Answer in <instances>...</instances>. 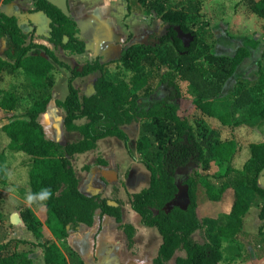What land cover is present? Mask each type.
Instances as JSON below:
<instances>
[{
  "label": "trees",
  "instance_id": "obj_1",
  "mask_svg": "<svg viewBox=\"0 0 264 264\" xmlns=\"http://www.w3.org/2000/svg\"><path fill=\"white\" fill-rule=\"evenodd\" d=\"M11 1V0H10ZM5 0V4H10ZM35 9L29 15L40 14L50 28L47 42L54 48H62L81 55L86 44L76 36L75 21L66 17L46 0H32ZM146 15H156L163 24L170 26L168 36L156 47L136 43L125 49L120 57L121 67L131 73L129 82L115 84L105 77V64L95 60L79 71H72L73 79L100 73L94 84L95 93L90 98L80 97L79 91L69 81V94L64 101H55L64 112L63 127L66 132L78 133L81 139L62 145L47 138L39 122L52 102L55 84L54 66L60 63L47 45L36 44L24 33L14 16L0 13V39L5 42L7 59L0 57V108L11 112L19 107V97L6 92L1 86L5 76L14 77L22 72L28 79L33 103L25 114L27 119L6 124L2 131L9 140V149L32 158L29 168L30 194L43 207L44 223L31 208L22 209L20 216L26 229L42 242L44 264H85L79 255L61 250L57 243L47 238L48 228L57 242L67 239L79 227L93 228L96 218L104 217L122 223V207L109 205L99 195L87 196L79 189V178L72 167V160L93 151L97 143L116 138L128 143L121 125L141 121V140L137 151L150 174L147 189L131 198V209L145 227L155 228L161 235L157 257L151 264H220L222 252L219 246L207 241L197 242L195 235L202 232L204 224L197 210L201 190L207 201L220 203L228 190L234 191L229 222L216 228L221 239H234L243 228V220L256 198L264 202V188L259 179L264 172V142L249 146L250 157L241 170L234 167V160L241 152L235 137L222 140L220 133L200 128L198 131L188 120L180 117L176 100L193 101L197 111L211 116L214 100L223 91L225 83L235 75L238 67L249 57L247 47L239 48L232 57L216 56L210 51L196 56L199 46L198 23L203 0H181L176 8H168L166 0H137ZM248 11L264 20V0H245ZM179 27L195 40L186 49L174 31ZM64 38L68 39L64 43ZM44 54L45 57L41 56ZM163 69L167 71L162 73ZM165 92L162 99L149 98L155 87ZM24 88V89H25ZM264 121V73L253 87H244L235 98L231 111L220 118L224 126H239L240 116ZM86 120L85 124L78 122ZM192 164L184 177L178 171ZM214 164L217 173L209 178L207 173ZM99 165L107 167L105 162ZM185 188V208L167 207ZM259 219L264 221V203ZM125 233L133 240L134 228L126 226ZM16 244L28 245L26 242ZM8 244L0 242V264H33L30 252L22 255L9 252Z\"/></svg>",
  "mask_w": 264,
  "mask_h": 264
},
{
  "label": "rangeland",
  "instance_id": "obj_2",
  "mask_svg": "<svg viewBox=\"0 0 264 264\" xmlns=\"http://www.w3.org/2000/svg\"><path fill=\"white\" fill-rule=\"evenodd\" d=\"M4 1L0 0V13L16 16L23 28L34 26L28 13L29 8L33 6L32 0H9L10 4H5ZM180 1L166 0V3L168 8H176ZM68 8L70 18L75 23L78 21L82 22V25L92 26L97 24L107 28L109 36L94 43L88 31L84 32L85 34L78 31L76 37L88 46L85 53L71 54L59 48L68 56H61L58 53L59 62L64 66L55 64L53 74L58 99L64 101L67 98L69 81L73 80L72 86L75 89L82 90L100 77V73H93L73 79L72 71H79L78 67L81 71L86 64L95 60L105 64V77L108 81L115 84L120 81L129 82L131 73L121 67L119 63L121 54L133 43L141 41L147 43L152 34L159 32L162 27L159 17L146 15L137 0H68ZM198 16L196 31L199 46L196 56L210 51L216 56L231 57L239 48L245 47L246 43L255 44L254 49L247 47L249 57L225 83L222 94L214 100L211 116H205L197 111L192 100L174 101L180 117L188 120L194 130L206 128L219 132L222 140L231 137L237 139L241 152L234 160V167L241 170L250 157L249 146L264 142V121L242 115L237 121L239 126H224L220 118L231 111L233 102L241 90L244 87H253L264 73V20L248 11L245 0H203ZM34 42L49 45L44 36H38ZM63 42L67 43L68 39ZM166 71L163 69L162 73ZM27 82L24 74L17 72L14 77L6 75L1 86L2 90L18 95L19 107L11 112L0 108V242L8 244L9 252L19 255L30 252L33 264H44V250L39 247L42 241L36 239L26 229L20 216L22 209L28 207L37 214L41 222L45 221V209L40 207L30 194L29 168L32 158L24 153L11 151L8 147L9 140L2 131V128L12 121L27 119L25 114L33 103L29 96L30 89L25 88ZM164 96L165 92L156 86L149 101L162 99ZM1 99L2 96L0 101ZM60 115L64 119L62 110ZM39 122H42V117ZM85 123L86 120L78 122L81 125ZM140 125L141 121L121 125L120 128L128 136L127 144L116 138H107L99 141L93 151L76 156L71 161L80 181L79 189L87 187L90 189V192H87L90 195H85H99L107 199L109 205L117 206L114 203L117 201L122 207L121 225L112 218L109 221L104 219L100 221L97 217L95 226L92 229H85L87 232L79 235L84 236L83 241L78 240L75 234L77 240L81 241L77 245L78 250L90 263L99 264L102 261V264H151L157 257L162 242L161 235L157 229L141 224L130 203L132 196L147 189L150 183V174L137 151V144L141 140ZM57 126L54 125L50 133L45 130L48 139L55 134L62 145L75 143L81 139L78 133H69ZM100 161L105 162L107 167L100 166ZM190 169L182 176H188ZM217 170L218 168L212 164L211 170L203 174L211 178ZM105 173L106 178L102 179ZM110 174H114L115 178L109 179ZM259 185L264 188V172L260 176ZM233 200L232 189L224 193L220 203L207 201L203 190L200 191L197 215L204 224V229L195 235L194 240L207 241L219 246L222 252L220 264H264V221L259 219L260 208L264 202L260 199L256 198L253 202L243 220L242 231L234 239H221L217 235L216 228L229 222ZM186 205L185 188L180 185L179 194L167 210L173 207L185 208ZM126 226L134 228L132 241L124 231ZM43 234L53 239L48 228H44ZM18 241L26 242L28 245L16 244ZM57 244L65 252L66 249L72 250L68 238ZM101 250L107 252L104 257L98 253Z\"/></svg>",
  "mask_w": 264,
  "mask_h": 264
},
{
  "label": "crops",
  "instance_id": "obj_3",
  "mask_svg": "<svg viewBox=\"0 0 264 264\" xmlns=\"http://www.w3.org/2000/svg\"><path fill=\"white\" fill-rule=\"evenodd\" d=\"M32 5L33 6L30 7L29 10H28L29 12L33 11L35 9L33 1H32ZM30 17H32L31 20H30L31 24H34V26L32 28L30 26H27L26 28L22 27L23 30H24V33L28 36V38L32 37L33 40H36L38 38V36H44V37H46L48 39L49 38V34H50V28H49V26L46 23V18H44L40 14L31 15ZM82 24H83L82 22H78V21L76 22L77 30L80 31V33H83V34H85L84 32L88 31L89 34H91V38L94 39V43L100 42L102 39L104 40L105 38L107 39V36H109V32H108L107 28L106 29L102 28L101 26H98L97 24H94L96 26L87 25V24L86 25H82ZM0 42H1V45H0V57H2L3 59L6 60L7 59V57H6L7 48H6V45H5L4 41L0 40ZM34 43L38 44L37 42H34ZM86 46H87V44H86ZM47 47L50 49V51H52L54 53V55H55V57L57 58L58 61H59L58 53H60L61 56H68V54H66L65 52L59 50L60 47L59 48H54V46H52V45H47ZM41 56L45 57V55L43 53L41 54ZM71 56H73V55H71ZM53 66H54V71H55V63H53ZM77 69H79V72H80V68L78 67ZM54 78H55V76H54ZM95 82H93L92 85H90V86H88V87H86V88H84L82 90H80V89L78 90L77 89L79 91L80 97L90 98L92 95H94V93H95V90H94ZM55 85H56V82H55L54 87L52 89V102L49 104V106H48V108L46 110V113L44 115H42V122H41V125L43 126L44 130H48L49 133L51 132V129H53L54 125H56V124L58 125L57 127H60L61 129H64V127H63V118H62V115H60V109H58L56 107V105H55V101H60L58 99V97H57V93H56V90H55ZM58 116H60V118ZM46 136H47V134H46ZM50 139H52L55 142L60 143L58 138H57V136H55V134ZM102 179H104V175H103ZM80 189H81L80 191L82 193H84V195L87 194V192H90V189L88 187L87 188H80ZM84 190H85V192H84ZM87 195H90V194H87ZM103 219L105 221H109L110 220L109 217H104ZM44 228H46V227H44ZM85 229H90V228L79 227L75 231H73L71 233V235L68 237V243L70 244V248L72 249V251L76 252L79 255V257L84 261L85 264H93L92 262L90 263L89 260L86 261V259L82 255V253L77 248L78 243H81V241H83L82 238L84 237V236H80L79 237V235L81 233L87 232V230H85ZM75 234H76V236H78V240L81 239V241L77 240V238L75 237ZM52 240H54L57 243V241L54 238ZM109 250L110 249H108V251ZM98 253H99V255H101V257H104V254L107 253V252L105 250L104 251L101 250L100 252L98 251ZM42 257H43V254H42ZM96 257L94 258V262H95ZM97 258H99V257H97ZM99 264H102V261H100Z\"/></svg>",
  "mask_w": 264,
  "mask_h": 264
},
{
  "label": "water",
  "instance_id": "obj_4",
  "mask_svg": "<svg viewBox=\"0 0 264 264\" xmlns=\"http://www.w3.org/2000/svg\"><path fill=\"white\" fill-rule=\"evenodd\" d=\"M50 5L56 7L59 9L66 17L70 18V12L68 8V0H46ZM166 28H169L167 26ZM174 31L177 34V38L183 43L184 47L186 49L190 48L191 44L194 42L195 38L191 34H185L179 27H175ZM67 38H64V40ZM159 44V41L156 42ZM136 44V43H133ZM132 44V45H133ZM144 45H147L146 43L143 42ZM192 167V164L187 165L185 168L181 169L178 171L179 175L186 174V172ZM109 173V172H108ZM107 173L104 174V177L106 178ZM108 178H115L114 174L108 175Z\"/></svg>",
  "mask_w": 264,
  "mask_h": 264
},
{
  "label": "flooded vegetation",
  "instance_id": "obj_5",
  "mask_svg": "<svg viewBox=\"0 0 264 264\" xmlns=\"http://www.w3.org/2000/svg\"><path fill=\"white\" fill-rule=\"evenodd\" d=\"M167 26H169V25L162 23V27L160 28V30H158L159 32L152 34V36H150L147 43L145 41H141L140 43L143 44V42H144L147 44L146 46H152V47L159 46L161 44V40L163 38H165L166 36H168V34H169V31L171 28H170V26H169V28H166ZM158 41H159V44L156 43Z\"/></svg>",
  "mask_w": 264,
  "mask_h": 264
}]
</instances>
